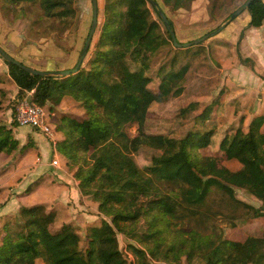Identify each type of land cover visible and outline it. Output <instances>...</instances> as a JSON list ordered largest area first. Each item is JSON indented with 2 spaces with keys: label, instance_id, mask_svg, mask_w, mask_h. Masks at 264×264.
Instances as JSON below:
<instances>
[{
  "label": "trees",
  "instance_id": "1",
  "mask_svg": "<svg viewBox=\"0 0 264 264\" xmlns=\"http://www.w3.org/2000/svg\"><path fill=\"white\" fill-rule=\"evenodd\" d=\"M24 1L38 3L45 16L63 20L68 19L72 3ZM192 1L163 0L172 8L187 7ZM151 9L156 11L149 0H106L105 21L88 66H81L69 76L34 75L5 60L19 88L17 100L31 91L32 101L44 107L58 105L66 95L84 107L85 117L81 120L68 115L61 118L58 128L64 139L56 146L69 166L76 168L81 192L98 202L99 211L107 219L86 229L88 247L84 251L75 225L64 224L53 231L55 217L43 205L22 207L16 226L7 227L2 236L0 264H37L38 260L45 264H127L117 234L138 235L134 225L142 216L147 231L137 239L146 249L136 245L132 249L145 264H151L150 259L178 262L182 255L188 260L199 257L202 264H264V236L231 240L221 233L203 234L194 229L180 240L169 241L164 235L170 218L180 208L194 213L213 186L231 192V185L246 186L264 201V114L256 116L248 130L237 129L232 137L225 136L221 141L227 159L241 164L237 171L212 156L202 160L192 157L189 144L208 145L211 132H192L181 139L146 133L150 105L182 94V85H177L188 73L194 75L211 68L202 42L184 48L173 44L172 56L158 70V92L150 89L152 56L172 42L169 31L162 29ZM246 11L250 14L249 26L262 25L264 0H253ZM183 49H195L186 62H180ZM191 105L196 104L183 110ZM129 124L138 125L137 135L128 134ZM143 144L161 154L141 169L132 153ZM17 146L12 129L0 124V153L11 152ZM161 185H175L178 190H164ZM255 212L264 215V208Z\"/></svg>",
  "mask_w": 264,
  "mask_h": 264
},
{
  "label": "rangeland",
  "instance_id": "2",
  "mask_svg": "<svg viewBox=\"0 0 264 264\" xmlns=\"http://www.w3.org/2000/svg\"><path fill=\"white\" fill-rule=\"evenodd\" d=\"M160 6L171 20L180 42H189L201 37L225 22L229 15L242 5L246 0H194L187 7L172 8L165 5L163 0H158ZM106 0H98L99 13L98 25L89 52L82 66H88L97 42L99 41L102 27L105 21L104 7ZM67 20L45 16L38 3L25 2L24 0H0V46L26 65L39 70H61L71 68L77 62L81 50L85 44L92 22V0H72ZM152 16L161 23L163 30L166 26L158 13L152 10ZM244 11L233 19L217 35L202 42L208 50V62L211 68L207 71L198 70L194 75L187 74L186 78L179 81L177 86L184 89L178 96H170L167 100L153 102L148 110L144 130L146 133L165 134L176 139L186 137L192 132H211L210 142L205 146H194L191 143L188 148L192 157L202 160L201 157L212 156L219 163L232 171L239 170L242 166L235 159H227L226 152L220 148L223 134L232 137L237 129L248 130L246 125L236 123L229 124L227 118L230 112L226 104L218 108V114L223 113L221 121L213 113L215 106L219 104L223 96L224 72L223 65L216 59L210 40L218 36H224L230 27L245 16ZM241 37V34L237 36ZM213 42V41H211ZM173 42L163 46L158 53L152 56L151 69L148 74L152 81L148 84L154 92H158L161 82L158 76L159 67L173 54ZM195 49H183L179 54L180 62L194 54ZM251 60H248L250 63ZM0 72L9 74L8 64L0 54ZM2 74V73H0ZM5 91L0 106V120L3 123L18 126L15 121V108L17 97L7 96ZM257 96V95H256ZM20 99V98H19ZM191 105L186 109L189 104ZM214 114V115H213ZM226 118V119H225ZM226 122L224 125L223 123ZM231 127L229 128V126ZM128 134L133 137L138 134V125L129 124L126 127ZM264 132V125L262 126ZM161 151L147 144L141 145L132 157L141 169L151 165L152 158L160 155ZM164 190L171 188L178 190L175 185H161ZM232 186V192L212 187L205 202L196 206L191 213L187 208H180L175 216L170 218L168 229L164 231L166 238L171 241L179 240L186 236L188 230L194 229L201 233H221L231 240H244L248 236H264V215H257L256 209L264 208V201L255 196L246 186ZM145 216H142L134 227L136 236H128L118 233L119 247L122 250L127 264H145L132 249L133 245L145 248L137 237H141L147 231ZM133 227V226H132ZM2 236L0 235V243ZM80 247L86 250L88 241L85 232L81 233ZM182 255L178 262L151 260V264H202L199 257L188 260ZM45 263V262H44ZM252 264V263H251Z\"/></svg>",
  "mask_w": 264,
  "mask_h": 264
},
{
  "label": "crops",
  "instance_id": "3",
  "mask_svg": "<svg viewBox=\"0 0 264 264\" xmlns=\"http://www.w3.org/2000/svg\"><path fill=\"white\" fill-rule=\"evenodd\" d=\"M249 21L247 12L223 37L218 36L209 42L224 72L223 96L213 113L221 121L225 116L218 114L217 107L226 104L230 108L227 114L229 124H243V127H248L256 116L264 114V21L258 27L249 26ZM0 73L1 106L5 91H8L7 96L14 97L19 88L8 73ZM27 93L29 91L25 95ZM45 108L51 114L54 139L30 126H13L0 120V124L12 129V135L18 141V146L11 152L0 153L1 236L7 227L16 226L22 207L34 205H43L54 215L53 231L64 224H73L81 234L89 226L99 225L107 219L99 211L98 202L81 192L75 176L76 168L69 166L68 159L56 146L57 141L64 139V133L58 128L61 118L68 115L81 120L85 117L84 107L66 95L58 105L51 108L48 104ZM225 136L223 134L222 139ZM53 160L57 163L54 164ZM37 264L45 263L38 260Z\"/></svg>",
  "mask_w": 264,
  "mask_h": 264
},
{
  "label": "water",
  "instance_id": "4",
  "mask_svg": "<svg viewBox=\"0 0 264 264\" xmlns=\"http://www.w3.org/2000/svg\"><path fill=\"white\" fill-rule=\"evenodd\" d=\"M252 1L253 0H246L242 5H240L236 10H234L229 15L228 19L225 22H223L222 24L217 26L215 29H213V30L207 32L206 34L202 35L201 37L196 38L194 40H191L189 42H180L177 39L176 32L171 25V20L169 19V17L165 13L164 9L160 6L159 2L157 0H149L150 4L154 7V9L156 10L158 15L160 16V18L164 22L167 30L169 31L174 46L181 47V48L188 47V46H191L194 44H199V43L205 41L206 39L217 35L229 24V22H231L233 19L238 17L241 13L246 11ZM92 11H93L92 22H91V26H90L87 38L85 40V44L81 50V53L77 59V62L71 68H66V69H61V70H39V69H36L34 67H31V66L26 65L25 63L21 62L20 60L15 58L13 55H11L9 52H7L1 46H0V54L7 62L13 63V64L21 67L22 69H24L27 72L34 74V75H41V76H47V77H65V76H69L71 74H74L83 65V62H84V60H85V58L89 52L91 43L93 41L95 31L97 29L98 13H99L98 0H92Z\"/></svg>",
  "mask_w": 264,
  "mask_h": 264
},
{
  "label": "built area",
  "instance_id": "5",
  "mask_svg": "<svg viewBox=\"0 0 264 264\" xmlns=\"http://www.w3.org/2000/svg\"><path fill=\"white\" fill-rule=\"evenodd\" d=\"M30 94L31 91L18 99L15 108V121L19 125L38 129L50 138H53L54 130L50 121V112L44 106L33 102ZM53 163L56 164L57 160H53Z\"/></svg>",
  "mask_w": 264,
  "mask_h": 264
}]
</instances>
